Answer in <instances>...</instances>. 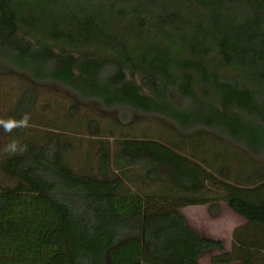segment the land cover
<instances>
[{"label": "trees", "instance_id": "1", "mask_svg": "<svg viewBox=\"0 0 264 264\" xmlns=\"http://www.w3.org/2000/svg\"><path fill=\"white\" fill-rule=\"evenodd\" d=\"M1 50L0 74L31 86L17 119L53 82L177 129L115 150L91 133L80 168L66 129L10 133L28 150L0 148V264H198L211 249L212 264H264V0H0ZM204 136L233 156L201 155ZM219 203L247 222L229 253L180 213Z\"/></svg>", "mask_w": 264, "mask_h": 264}, {"label": "rangeland", "instance_id": "2", "mask_svg": "<svg viewBox=\"0 0 264 264\" xmlns=\"http://www.w3.org/2000/svg\"><path fill=\"white\" fill-rule=\"evenodd\" d=\"M27 1L34 3V0ZM106 5L104 3L105 7ZM40 20L43 23L49 18L44 15ZM135 43L136 41L130 40L129 47L131 52L137 53L139 50H137ZM2 52L4 50L0 51V53ZM0 61L4 62L5 59ZM108 70L109 68L105 69L106 72ZM136 81L141 84L137 77ZM30 88V84L15 76L0 74V118L15 117L12 115V108L25 91ZM32 89L34 90L35 102L27 112L30 115L29 123L31 126L25 129L41 132L66 129V136L75 139L74 144L78 147L77 151L70 154V163L77 168H80L87 161V158L82 154L88 148L91 133L95 135V139L108 138L107 136L111 135L108 139L109 147L115 150L116 142L121 136L145 138L164 143L170 130L177 129L172 122L159 114H147L122 106L106 108L98 100H85L76 92L58 83L46 82L34 85ZM170 96L176 106H184L185 101L182 97L173 93ZM197 130L203 131L204 129L198 128ZM108 132L111 134L109 135ZM210 133L214 135L213 132ZM9 139V133H3V128H0V148L2 150ZM194 141L193 145L195 144ZM199 141L200 145L198 146H200L201 155L208 157L233 156L226 144L219 139L211 140L204 136ZM262 159L264 160V157Z\"/></svg>", "mask_w": 264, "mask_h": 264}, {"label": "crops", "instance_id": "3", "mask_svg": "<svg viewBox=\"0 0 264 264\" xmlns=\"http://www.w3.org/2000/svg\"><path fill=\"white\" fill-rule=\"evenodd\" d=\"M218 206L219 213L216 217L210 216L207 205L184 207L180 213L192 231L206 239L223 242L225 252L229 253L232 249L234 232L238 228L244 227L247 222L243 217L230 210L225 203H219ZM220 254L221 252L217 249L205 251L200 255L198 264H212L211 258Z\"/></svg>", "mask_w": 264, "mask_h": 264}, {"label": "clouds", "instance_id": "4", "mask_svg": "<svg viewBox=\"0 0 264 264\" xmlns=\"http://www.w3.org/2000/svg\"><path fill=\"white\" fill-rule=\"evenodd\" d=\"M30 115L24 113L19 119L15 117L0 118V128L6 133H12L16 129H24L30 127ZM27 145L21 144L17 139L10 140L4 147L3 152L8 156L23 154L26 152Z\"/></svg>", "mask_w": 264, "mask_h": 264}]
</instances>
